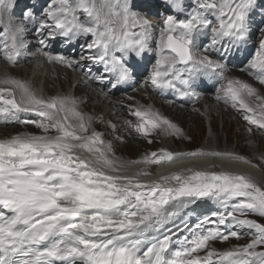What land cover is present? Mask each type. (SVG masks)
Returning a JSON list of instances; mask_svg holds the SVG:
<instances>
[{
  "label": "snow or ice",
  "instance_id": "snow-or-ice-1",
  "mask_svg": "<svg viewBox=\"0 0 264 264\" xmlns=\"http://www.w3.org/2000/svg\"><path fill=\"white\" fill-rule=\"evenodd\" d=\"M171 2L179 6L177 0ZM195 3L197 10L189 18L180 20L169 15L164 20L159 28L155 65L142 87L151 85L154 90H173L181 97H191L198 95V75L225 78L223 57L232 47L247 41L250 13L257 0ZM13 7L14 0H0V30L10 38L4 58L15 65L27 48L24 21L33 13L26 5L17 23ZM78 12L85 15L84 21ZM209 13L216 16L215 23L208 19ZM133 28L138 31L133 32ZM260 30L264 32V28ZM34 31L42 55L73 70L77 62L48 52V41L90 36L91 42H86L89 54L81 59L102 63L110 75H93L89 69L87 79L111 90L132 79L127 58L130 53L139 57L152 51L149 41L155 29L142 14L131 11V0H78L75 4L53 0L46 18ZM204 32H210V44L202 47L198 37ZM241 71L254 75L264 85V39ZM216 93L217 100L230 104L250 126L264 131V96L256 89L228 79ZM21 112L39 119L19 123L35 124L44 134H20L0 141V264H212L213 256L219 257L220 264H264V250H258L264 249V224L247 218L249 214L264 217V184L252 176L188 168L187 174L177 172L144 184L139 176L149 175L146 171L133 176L104 171L121 173L132 164L243 157L196 150L152 152L131 162L118 160L112 145L99 133L84 135L90 118L79 111L75 98L46 99L18 79L0 77V117L15 119ZM129 116L135 121L125 123L142 137H150L157 130L173 136L182 134L180 128L150 107H129ZM50 131L55 135H48ZM77 150L91 158H82ZM202 199L217 202L224 211L213 213L215 218L205 215L194 228L183 219L176 223L185 209ZM236 228L246 231L233 230ZM185 230L191 233V239L179 237ZM173 236L181 245L175 251L170 247ZM242 236L251 238L243 246L222 253L209 248L211 241ZM205 250L206 255L200 257L198 253Z\"/></svg>",
  "mask_w": 264,
  "mask_h": 264
},
{
  "label": "bare ground",
  "instance_id": "bare-ground-1",
  "mask_svg": "<svg viewBox=\"0 0 264 264\" xmlns=\"http://www.w3.org/2000/svg\"><path fill=\"white\" fill-rule=\"evenodd\" d=\"M31 1L32 0H23L20 3H16V0H14V7L12 9V14H13V18H14L15 22H17V23H18V21L20 22L23 14H21L18 19H16L14 17V15H16L18 13V11H19V13H22V10L26 6L25 4L28 5ZM45 1H47V0H45ZM139 1H140V3L138 4V7L136 5H134L133 7L136 9L135 10L131 9V11L136 12V13H140L145 18H147L148 17L147 15H150V14H152V16H151L152 18H155V15H159V13H161L163 10L167 9L168 4L171 3L170 0H139ZM52 2H53V0H51L50 2H47L43 7H40L39 5L34 6V12H32L35 15L34 18H32V16H31L26 21H24V23L26 24V28L33 29V31H31V32L25 33L26 40H30L32 38H34V40H36V41H34V40L31 41L30 48L35 49L37 47V48L42 49L41 45H39V43H38L37 34L34 31V29L36 27H38V24L41 21L42 17L46 18V12L48 10V8L46 9V7H49V5ZM70 2L73 4L76 3L73 0H70ZM182 5H183L182 13L187 14V16H185L186 19L189 18L190 15L197 10L196 3L183 1ZM43 10H45V12H42ZM77 15L79 16L81 21H84L86 19L85 15L82 12H78ZM209 19L214 20V18H209ZM182 20H184V19H182ZM155 21L152 23L149 22L152 26L156 24V27H157V28H154L155 31H154L153 38L149 41V47L152 49V51H149V52L142 54V57L144 58V60L141 63V65L143 67L140 71H138L135 74V80L136 81H135L134 86H133L134 90H136V91H131L129 93V95L125 96V97L124 96H118V95L105 96V94L102 92V90L104 89L103 85H96V84L94 85L91 81L86 83V79H87L86 74L87 73L80 71V69H79L80 65L77 66L75 70H73L72 68H69L65 65H61V64L56 63L54 61L50 62L45 56L42 55L41 52H39L35 56H33V55H22L17 59V62L15 65L11 64L9 67L12 69L11 71L13 73H15V75L18 76L21 80L23 79V77H26V79H27V77L29 75H33V77L35 79H37V82H38V80L42 77L43 84L46 85L48 89L50 88V84L52 82L51 77L49 75L50 70L47 69V74L41 75L39 77L38 75H39L40 71H42V69H44L45 67H50V65H51L56 70L60 71V72H58L59 74H62L63 72L66 74H70L72 76V78H69V80H71V86L69 87V89L65 87L61 91L63 93L62 95H57L55 92L51 96H47V98H50L53 96H69V97L75 98L78 102L79 111H81L87 118L88 117L90 118V123L94 122L93 125L95 127L94 128L95 132L97 133L98 129H100V128L104 131L102 139L103 138L107 139V140H103V141H105L106 143H110L112 145V148H113L115 154L122 153V151L126 147L125 143L127 142V140L129 138H132V139L136 140L137 142L149 143L148 141L151 140V142H152L153 139L158 134H163L165 137L172 136L176 139V141H178L180 138H182L181 135H179V136L168 135V134L160 132L159 130L154 131L153 134L147 138L138 135L137 133L132 131L127 126V124L125 123L126 120L135 121L136 118L135 117H133V118L128 117L129 111L123 110L121 108V104L119 103V101L122 100V101H124L125 105H127L128 107H131L133 105V102H134V101L132 102V100H133L132 98L138 97L141 100V102L144 104V107L148 108V106H146L145 104L149 99H151V96H149V98H148L144 93H141L139 91H141V87H142L141 82L145 83L149 73L151 72L153 66L155 65V59H156L155 48H156V44H157V41L159 38V28L162 27V26L158 25L157 23H155ZM132 31L135 32V31H138V29L133 28ZM87 39H88V37H84V36H81L77 39H74L72 41V43L70 44V47H65L63 49L64 53H69L70 50H74V49H75V52H77L79 49L78 45L73 46L76 43V41L91 42V39H89V40H87ZM0 40H6V42L10 43V38L5 36V33L3 30H0ZM198 43H200V41H198ZM61 45H62V41H60L58 38L54 41L49 40L48 41V48L46 50L49 52V51H54L56 49H61ZM201 46H203V45H201ZM76 48H78V49H76ZM86 49L87 48L85 47L84 50H86ZM4 56H5V52L0 49V63H1V60L6 64L9 63L4 58ZM34 59H39V61H38L39 63H37V65L33 71L32 70V63H33ZM26 61H29V62L32 61V63H28ZM21 63H23L21 65L23 68L17 70L16 65H20ZM2 64H0V71H2V69H6L5 67L4 68L2 67ZM146 67L147 68L150 67L149 70H147ZM237 71L240 73H243L241 70H232V73L227 70V72L225 74V78L221 79L218 76H213L212 78H210L211 81H209L208 79L202 78L203 76H201V75L198 76V77L202 78V79H200L202 81V84L199 83V85H201L203 89H207L210 86V88L207 90V95H205L206 96L205 100L210 102L209 108L213 104H218L219 106H221L222 112L225 114H228V115H229V110L234 111V112L238 111L237 109L232 108L230 104H225L223 102V100H217L216 99L217 93L213 92L212 89H214V87H211L215 83H217V86L215 87V89L220 88L222 86H226L228 79L239 80L243 83L249 84L253 88L255 86H258V85H255L256 83L254 84V82H253L255 79H253V81H252L253 83L250 84L248 81H243V80L238 79V78L236 79L235 76L231 77L234 74V72H237ZM247 76L248 77L250 76L248 72H247ZM0 77H3V74H0ZM59 80H60V77H59ZM256 81H258V80H256ZM88 85H90V87H88ZM70 88H72V90ZM142 88L146 89V90H147V88H149V89L151 88L154 92H156L158 95H160L163 98H171L172 97V95L169 91L154 90L151 85H149L148 87H142ZM258 93H259V91H258ZM37 94L42 96L38 92H37ZM131 96H132V98H131ZM209 97H210V100H209ZM93 101H96V103H93ZM176 102L177 101L169 103L165 100H160L157 103H158V106L161 107L162 112L156 111V110H154V111L159 112L165 118H167V117L172 118L173 117L174 119L173 118L172 119L174 121H177L175 119L178 118V117L176 118V113H178V112L182 116H191L190 119H192V125H191V127H187L188 133L191 134L192 130H194L195 127H200V124H202V122H203V120L199 118L198 113L194 109L195 106H198V104L200 105L202 103L201 98L191 96V97H186V99H184L182 101H178V103H176ZM253 102H255V101H253ZM136 106H138V105H135L133 108H135ZM180 106H183V108H181ZM184 107H188V109L184 108ZM108 108H110V110L107 112ZM174 109L177 110V112H174L173 111ZM194 110H195V112H193ZM219 110L220 109H218V111H217L214 108L211 110L212 112L209 110L210 111L209 114L211 115V117H214V116H216L215 114L217 112H219ZM93 112H97L95 114V116L98 113L104 112L105 115L103 116L102 119L104 121L111 120L113 123L111 128L104 126L102 124V122H100V121H97V122L94 121L93 117L91 116L93 114ZM127 112H128V116H127ZM224 115L222 114L223 117H224ZM38 119L39 118L36 117L32 113H23V112L18 113L17 117L15 119L6 120V119L0 117V141L10 139L11 137H13L15 135H20V134H35V135L44 134L39 128L36 127L35 124L19 123L20 120H38ZM117 119L119 122L124 123L126 128H128L130 131L127 130L126 133L123 132L119 128L120 126L117 125V123H115V120H117ZM185 123H187V122H185ZM212 125L215 126V123L213 122ZM113 126H115V127L113 128ZM244 127L249 130L248 126H244ZM251 127H252V129H254L253 127H255V126H251ZM180 129L182 130V126L180 127ZM92 133H93L92 131L88 130V132L85 133L84 135H91ZM130 133H132L131 135H133L134 137L130 136ZM262 134H264V131H262ZM48 135H55V133L50 131L48 133ZM116 135H117V137H116ZM119 137H120V139H119ZM137 137H139V138H137ZM209 140H211V139H209ZM129 145L131 148L133 147L132 144H129ZM138 145L141 146V144H138ZM164 150L165 151L166 150L171 151L169 148H159L154 152L161 153ZM152 152L153 151L145 152L146 154L144 156H140L139 159L137 158V159H133L131 161L142 160L146 155H149ZM76 154L80 155L81 157L84 156L85 159L91 158L88 153L81 152L79 150H77ZM237 157H240V156H237ZM245 158L243 160H234L233 161L231 159L207 157V158H201V159H187V160H184L183 162H180V163L179 162L178 163H168V164L160 163L162 165H158V166H155V164H144V165L143 164H138V165L134 164V165L129 167L130 169L126 168L121 173H114V172H111L109 170L107 171V169H104V171L108 175L123 174V175H129V176H133V175H136V174L141 173L143 171H146L150 174L147 176L140 175L139 180L144 184H152V183L158 181L160 179V177L165 176V175H171V174H174L177 172H183L184 174H187L186 170L188 168L198 169V170L211 168L210 171L215 170V171H219V172L223 171L225 169L227 171L238 172V173L240 171L245 172V173L249 174L250 176H252L254 179H256L257 182L263 183L262 181H260L259 176L255 173V170L257 169V167H253L252 166L253 163H245L244 162V160H246ZM92 166L98 167V165H95V164H93ZM120 183H123V181H120ZM172 186H175V185H172ZM210 201H212V200H210V199L199 200L197 202L198 204L195 207L188 208V212L193 213V212H195L196 209L201 210L202 206H209L208 203H210ZM212 209H215V207H213ZM200 217H201V215L199 214L195 218V220L198 221V219H200ZM253 217H256V216H253ZM258 223L264 224V219H260V221ZM244 231H246V230H244ZM250 239H251L250 237L246 236L241 240V242H244L243 245H245L250 241ZM214 245H221V244H220V242L211 241L209 244V248L211 250H214L215 249ZM228 250H231V249H228ZM222 251L224 252L227 250L223 249ZM204 253L206 254V250L202 252L201 257L204 256L203 255Z\"/></svg>",
  "mask_w": 264,
  "mask_h": 264
},
{
  "label": "rangeland",
  "instance_id": "rangeland-1",
  "mask_svg": "<svg viewBox=\"0 0 264 264\" xmlns=\"http://www.w3.org/2000/svg\"><path fill=\"white\" fill-rule=\"evenodd\" d=\"M22 1L23 0H16V3H20ZM183 1L195 3V0H177L178 5L182 6L181 2H183ZM171 3H173V2H171ZM25 5H27V4H25ZM34 5H35V0H32L27 6L32 9ZM24 9H25V7H24ZM21 14L22 13H19V11H18V13L16 15H14V17L16 19H18ZM164 14H165V11L160 13L159 15L155 16V18H152L151 15H147L148 17L146 19L150 23H152L156 20L155 23H157L158 25L161 26V25H163V20L167 18ZM32 16H35V15L33 14ZM182 18H184V15L180 19H182ZM153 28H157L156 24L153 25ZM27 30H29V29L27 28ZM30 31H31V29H30ZM0 49L5 52L6 40H0ZM40 51L41 50L37 47L35 49L27 47L25 49L23 55L35 56ZM38 61H39V59H34V61H33L34 64L32 63V61H30V62L26 61V62L32 63V70L34 71L37 63H39ZM0 64H2L3 68L4 67L6 68V69H2V71H0V74H3V76H5V75L11 76L15 79H18V80L28 84L36 92L41 94L44 98H47V96H51L55 92L57 95H62L63 94L61 92L62 89H64L65 87L69 89V87L71 86V80H69V78H72V76L70 74H66L64 72L62 74H59L58 72H60V71L56 70L51 65H50V67H45L44 69H42V71H40V73L38 75L39 77L41 75H45V74H47V69L50 70L49 75L51 77L52 82L50 84V88L48 89L47 86L43 84L42 77L38 80V82H37V79H35L33 77V75H29L27 77V79H26V77H23V79L21 80L18 76L15 75V73H13L11 71L12 69L9 67L11 65L10 63L6 64L1 60ZM22 64L23 63H21L20 65H16V69L17 70L22 69L23 68L21 66ZM233 76H235L236 79L238 78V79H241L243 81H248L250 84L253 82H254V84L256 83L255 85H258V86L254 85L255 86L254 89H256L257 92L259 91L260 95L264 96V91H262L264 89V85H261L259 83V81L254 80L252 82L251 80L246 78V76H244L243 73H240L238 71L234 72V74L231 77H233ZM59 77H60V80H59ZM142 85H144V83ZM70 89L72 90V88H70ZM147 90H149V89L147 88ZM147 90L143 89L141 87V91H139L141 93H144L148 98H149V96H151V99H149L145 105L150 107L153 110L162 112L161 107L158 106L157 102L160 100H165V99L160 98V96L157 93H155L154 91L150 92V90L149 91H147ZM134 91H136V90H134ZM205 95H207V94H204L201 98L202 103L200 105L198 104V106L194 107V109L198 113L199 118L202 119L203 122H202V124H200V127H195L194 130H192L191 134H189L187 131V127H191V125H192V119H190L191 116H182L178 112L179 114L176 113V118L177 117L178 118L175 119L178 122L174 121L173 120L174 118L172 116L171 117L173 119L167 117V119H169L172 123H174L178 128H180L182 126V130H181V132H182L181 137L182 138H180L178 141H176V139L172 136L165 137L163 134H158L153 139V141L151 143L137 142L136 140L129 138L127 140V142L125 143L126 147L124 148L122 153L115 154V152H114L115 157H117V159H119V160L131 162V160H133V159H137V158L139 159L140 156H144L146 154L145 152H150V151L154 152L159 148H169L171 150L170 152H173V153H190V152L196 151V150L219 151V152H223V153H231L233 155L240 156L243 158L246 157L245 158L246 160L248 159V160L252 161L251 163L258 165L257 169H256L257 171L255 170V173L257 172L259 174L260 181H262L263 182L262 184H264V161L261 160V156H264V134H262L261 130L256 129L255 127H253L254 129H252L251 131L246 129L244 126H248L249 128L251 126L243 119V116H242L240 111L234 112V111H230L228 109L229 115H230L229 116L228 114H225L222 112L221 106H219L218 104H213L214 106L212 105L209 108L210 102L205 100V97H206ZM131 98H132V96H131ZM132 99H133L132 102L134 101L133 105L131 106L132 108L135 105H138V106L143 105L144 106V104L141 102V100L138 97H134ZM209 100H210V97H209ZM165 101L172 103L169 100H165ZM93 103H96V101H93ZM119 103L121 104V108L123 110L129 111V107L127 105H125L124 101L121 100V101H119ZM253 103H255V102H253ZM180 107L183 108V106H180ZM184 108L188 109V107H184ZM214 108L217 111H218V109H220V110H219V112H217L215 114L216 116L211 117V115L209 113ZM109 110H110V108L107 109V112ZM195 110L193 112H195ZM173 111L177 112V110H175V109ZM96 113L97 112H93V114L91 115L93 117V120L96 122L100 121V122H102V124L104 126L111 128V126L113 124L112 121L111 120L104 121L102 119L103 116L105 115L104 112L98 113L95 116ZM222 114L223 115L225 114L224 117L222 116ZM127 116H128V112H127ZM128 117L133 118L131 116H128ZM184 121L187 123H185ZM213 122L215 123V126L212 125ZM93 123L89 124L88 130L95 132V129H94L95 127H94ZM115 123H117V125L120 126V127L119 126L118 127L123 132L126 133L127 130H129L128 128H126L125 124L119 122L118 119L115 120ZM97 133H99L101 138H102L104 131L100 128V129H98ZM131 134L132 133H130V136L134 137ZM116 137H117V135H116ZM137 138H139V137H137ZM119 139H120V137H119ZM209 139H211V140H209ZM103 140H107V139L103 138ZM129 144H132L133 147L131 148ZM138 144H141V146ZM132 165H134V164H132ZM136 165H138V164H136ZM216 172H219V171H216ZM247 218L248 219L252 218L253 220H255L257 222H259L260 219H264V218H260V217H253V215H251V214H249ZM209 227H211V226H209ZM190 228H194V227L191 226ZM233 230L244 231V230H241L238 228L233 229ZM185 236H187L189 239H191V233L188 230H186L183 234H181L180 238H183ZM244 237H246V236H242L239 239L230 237L227 241H221V240L217 239L213 242H220L221 245H214V248H215L214 250L216 253H222L223 249L228 250V249H234L238 246H243L244 242H241V240ZM258 250H264V249H258ZM202 252L203 251H200L198 253L200 257H201ZM203 255L205 256L206 254L204 253ZM211 259H212V264H220L219 257L213 256ZM225 264H226V262H225Z\"/></svg>",
  "mask_w": 264,
  "mask_h": 264
}]
</instances>
